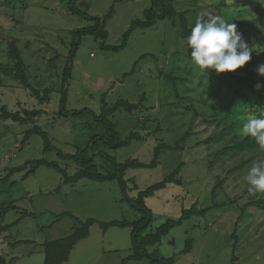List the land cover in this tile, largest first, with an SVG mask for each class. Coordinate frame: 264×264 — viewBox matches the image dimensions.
Returning a JSON list of instances; mask_svg holds the SVG:
<instances>
[{
	"label": "rangeland",
	"instance_id": "374dc122",
	"mask_svg": "<svg viewBox=\"0 0 264 264\" xmlns=\"http://www.w3.org/2000/svg\"><path fill=\"white\" fill-rule=\"evenodd\" d=\"M242 1L228 0L226 10L232 11L234 5H242ZM245 1L264 7V0ZM220 2L223 0H177L175 6L178 11L194 9L200 15ZM150 3L151 0H76L75 9L89 17L104 18L114 7V14L106 25V45L119 46L132 24L143 18ZM191 12L189 20L192 24L196 18ZM95 25V21L72 13L69 0H0V36L18 39L21 53L30 67L29 76L54 89L51 102L40 105L19 84L3 78L5 86L0 87V108L6 106L14 112L42 109L44 113L37 125L48 134L54 147L64 154H74L77 149L88 145L91 136H103L106 131L101 123L93 122L91 114L73 116V112L85 110L100 116L105 102L109 106L120 100L137 105L132 112L121 109L111 117L122 139L131 131H141L145 138L143 142L135 141L127 147L107 149V155L118 162L128 159L151 161L155 146L161 141L174 144L194 123V135L184 143L185 151L163 153L155 169L127 172L126 178L133 182L128 184L129 187L137 185L130 195L137 196L139 190L161 181L181 162L186 164L182 171L184 185H168L146 200L154 219L149 227L151 230L167 219L179 218L182 209L195 202L201 208L210 207L212 191L219 180L221 187L215 201L219 205L225 204V207L217 208L205 217H194L172 230L162 241L161 254L166 258L175 256L174 264H232L233 256L237 264H264L263 209L247 208L237 228L239 244L231 238L242 208L252 198L264 196V193L249 191L250 185L245 179L255 163L264 161L263 156L255 152L225 155L212 167L209 166V160L225 143L213 142L211 148L197 144L210 139L225 126L206 123L202 116L196 117L186 106L173 105L179 98L177 100L176 94L172 93L173 84L161 75L176 70L183 76L178 68L184 69L189 63L186 42L172 21H162L152 29L135 30L127 47L121 51L105 50L101 39L92 35L82 36L65 83L66 107L71 114L58 116L63 97L64 69L74 40L79 41L74 31L90 30ZM55 53L60 58L52 70L48 62ZM6 62V45L0 37V63ZM7 83L12 85L7 87ZM180 90L182 95H186L187 89L180 86ZM199 108L200 112H212L208 104H201ZM144 119L150 121L143 124ZM145 125L148 129H141ZM32 127L31 123H0V179L6 177L11 169L23 167L30 160L56 163L73 175L78 167L72 161L59 158L55 151L46 152L40 135H33L24 142V134ZM158 128L160 130L156 131ZM99 146L102 148L101 143ZM95 163L103 173L113 170L112 164L102 156H96ZM241 163L245 165L228 175ZM28 170L0 182V206L5 202H16L20 208L6 214L0 224H11L23 210L36 214V218H25L0 236V253L8 260L15 258L13 264H44V243L72 233L73 220L70 218L52 226L54 214L72 212L83 221L94 218L99 222L133 221L141 217L135 208L122 201L116 181L100 183L85 179L76 185H65L63 175L54 169L42 166L25 178ZM190 238H194L192 251L182 254L186 240ZM22 240L29 242L10 245ZM172 240L174 244L170 242ZM131 245V229L112 227L105 234L99 224H95L90 237L76 246L66 264H120L131 254ZM129 264L151 263L144 260Z\"/></svg>",
	"mask_w": 264,
	"mask_h": 264
},
{
	"label": "trees",
	"instance_id": "16d2710c",
	"mask_svg": "<svg viewBox=\"0 0 264 264\" xmlns=\"http://www.w3.org/2000/svg\"><path fill=\"white\" fill-rule=\"evenodd\" d=\"M75 2L76 0H69V8L71 12L95 21L96 25L90 30L74 31V34L79 38V41L74 40L64 69V82L61 90L63 97L58 112L59 117H67L71 114L66 107L67 95L65 83L72 70L74 51L77 50L82 36L92 35L96 39H101L103 41L101 46L105 50L121 51L127 47L131 34L135 30L152 29L162 21H172L174 27L179 30V36L186 42V37L190 34L191 28L194 26L195 21L199 16V12L194 9L178 11L175 6L177 0H151L150 6L143 13V18L132 24L130 30L124 34L121 44L119 46H108L106 45V38L108 36L106 25L109 18L114 14V7H112L109 14L104 18H94L76 10ZM227 2L228 0H223V2L214 5L213 9H209L205 14L220 16L229 23H235L238 32L242 34L245 41L251 48H253L252 59L245 66L237 69L234 73L226 72L217 74L214 70H200L195 66L190 57L191 49L186 44V57L189 64L187 63L188 65L184 69H181L180 67L178 68L184 75H179L176 73L178 72L176 70L166 75L165 73L161 75V78L163 77L168 83L171 82L173 84L174 89L172 93L176 94L177 100L179 98V101L175 102L173 105L186 106L187 110L193 111L196 117L199 115L202 116L203 121L206 123L225 126L219 133L213 134L210 139L197 144V146L211 148L213 142L225 143V146L214 154V158L212 157L209 160L210 167L225 155H242L244 153L255 152L262 154L264 159V149L256 143L253 137H245L240 131L243 124L248 120L260 118L261 115H264V76H260L257 72L258 66L264 64V7L256 6V4L252 2L246 3L244 0L242 1V5L236 3L234 5L235 8L232 9V11H227ZM190 12L194 14L196 18L192 24L189 20ZM204 18L208 19L209 17L208 15H205ZM0 37L5 42L7 54V62L0 63V87L5 86L3 78L8 81L12 80L25 89L40 105L50 103L54 89L53 87L40 83L36 78L29 76L28 72L30 71V67L21 53L19 40L8 36ZM144 57L147 56H143V58ZM59 58L60 55L55 53L54 57L48 62L49 67H51L49 69H55ZM10 85L12 84L7 83L6 86L10 87ZM180 86L184 87L185 90L187 89V93H184L186 95H182ZM189 91L192 92V94H190ZM199 104L210 105L212 112H200ZM136 108L137 105H130L120 100L112 106H109L105 102L100 116H96L93 112L85 110L73 112L72 115L91 114L93 122L101 123V126L106 131V134L103 136H91L88 145L84 148L77 149L74 154H64L61 150L54 147L48 138V134L37 125L38 119L44 113L42 109H23L22 111L14 112L8 110L6 106L0 108V123L12 121L17 124L31 123L33 125V127L24 134V142L30 139L33 135H40L44 140L46 152L55 151L59 158L72 161L78 167L73 175H69L65 169L56 163L47 162L45 160H30L27 161L23 167L11 169L6 177L0 179V182L6 181L15 173L29 169L24 176L27 178L29 175H32L37 168L42 166L54 169L61 173V175H63V184L65 185H76L85 179L100 183L116 181L121 191L122 201L131 205L141 215L139 219L133 221L99 222L94 218L83 221L72 212L54 214L52 226L65 218H70L73 220L72 233L66 237L46 241L44 243V264L68 263L72 251L81 241L90 237L91 228L95 224H99L105 234L112 227L131 229V254L122 259L120 264H129L130 262H140L144 260H148L151 264H174L175 256L166 258L160 252V246L163 239L175 228L183 226L186 221L194 217H205L209 212L217 208L225 207V204L219 205L215 201L218 189L221 187V182L218 180L212 191L213 203L210 207L201 208L198 202H195L191 207L182 209L179 218L167 219L160 226L149 230L154 219L152 217L151 209L146 205V200L154 197L168 185H184L182 171L186 164L181 162L171 173L165 176L164 179L144 190H139L135 197H132L130 194L133 191V188L136 190L137 185L135 184L133 188H130L128 184L133 182L131 179L126 178V174L130 170L155 169L160 164V157L165 152L185 151L184 143L186 144L188 139L194 135V132L192 131L195 126L194 123H192L187 129V132H185L174 144H168L161 141L154 147L153 157L149 162H143L139 159H128L124 162H118L115 158L107 155V149L127 147L135 141L143 142L145 138L141 135V131H131L125 139H122L117 126L112 123L111 117L117 114L121 109L132 112ZM218 116L220 117L219 120L217 119ZM148 121L150 120L144 119L143 124H146ZM146 126L147 125L141 129L147 130L148 127ZM159 130L160 128L156 129V131ZM99 143L102 144V148H100ZM96 156L106 158L107 161L112 164L113 170L108 173L101 172L99 170L100 167L95 163ZM243 165H245V163H241L231 169L228 175L233 174L235 171L242 168ZM259 197L260 198L257 199L256 197L252 198L251 201L242 208V213L235 224V231L231 235L232 239H236L237 245L239 244L237 228L247 208L259 207L264 210V196ZM231 203H234V201ZM17 210L19 211L20 208L17 206L16 202L3 203L0 206V220H2L10 211ZM19 214V218L11 224H0V236L12 230L25 218H36V214L30 213L27 210L20 211ZM28 242L29 241L22 240L16 241L10 245L15 246L17 244ZM170 242L172 244L175 243L174 240ZM193 243L194 238L187 239L185 248L181 253H191ZM15 260V258L8 260L6 256L0 253V264H13ZM232 264H237L235 256L232 258Z\"/></svg>",
	"mask_w": 264,
	"mask_h": 264
},
{
	"label": "clouds",
	"instance_id": "9594fccd",
	"mask_svg": "<svg viewBox=\"0 0 264 264\" xmlns=\"http://www.w3.org/2000/svg\"><path fill=\"white\" fill-rule=\"evenodd\" d=\"M208 15V19H205ZM186 44L191 49L192 63L200 70L211 69L217 74L234 73L252 59L253 48L238 32L235 23H229L220 16L201 13ZM260 76H264V64L257 68ZM245 137L251 136L264 149V115L253 118L243 124L240 129ZM250 185L249 191L264 193V161L255 163L245 177Z\"/></svg>",
	"mask_w": 264,
	"mask_h": 264
}]
</instances>
